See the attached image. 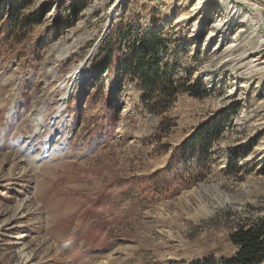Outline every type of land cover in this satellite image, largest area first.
Returning a JSON list of instances; mask_svg holds the SVG:
<instances>
[{"label": "rangeland", "instance_id": "obj_1", "mask_svg": "<svg viewBox=\"0 0 264 264\" xmlns=\"http://www.w3.org/2000/svg\"><path fill=\"white\" fill-rule=\"evenodd\" d=\"M72 1L36 0L31 10L47 12L18 48L26 53L0 55V264H191L232 256L230 234L264 219V65L242 59L257 35L238 23L224 42L244 30L236 51L213 50L219 36L207 37L228 16L224 0L212 8L201 0H75L82 11L52 42L47 28L56 13L71 19ZM248 1L264 14V0ZM119 20L134 33L162 34L163 61L205 89L202 98L179 94L167 113L175 123L161 142L168 152L151 145L158 118L140 107L132 84L111 96L108 75L98 84L90 79L97 45ZM223 109L234 114L212 148L211 172L196 183L185 173L168 187L157 172L171 150ZM237 147L233 173L228 151Z\"/></svg>", "mask_w": 264, "mask_h": 264}, {"label": "trees", "instance_id": "obj_2", "mask_svg": "<svg viewBox=\"0 0 264 264\" xmlns=\"http://www.w3.org/2000/svg\"><path fill=\"white\" fill-rule=\"evenodd\" d=\"M35 1L0 0V55L5 53L19 58L22 53H26L21 50L20 55L18 48L25 44L32 28L41 23L47 12V7L31 10ZM69 4L71 19L56 13L47 28L48 37L52 42L62 36L71 26V21L82 11L83 6L75 0ZM133 31L121 20L111 26L97 45L93 58L95 73L90 79L98 84L103 74L108 75L111 82L108 94L111 96L121 92L126 84H132L140 92V107L158 118V125L150 139L151 145H159V152H168L170 146L161 142L175 126L174 120L168 117L167 113L178 95L186 93L194 98H202L206 92L201 83L191 82L189 76L178 78L175 68L163 61L162 54L166 50V44L162 34ZM34 44L38 47L37 43ZM39 50L41 48L38 47L37 51ZM231 113L228 109H223L213 114L171 150L166 165L157 172L167 175L168 187L171 186L172 180L176 182L183 179L185 173L189 175L191 182L195 183L207 177L214 165L212 148L224 134L234 111ZM240 148L228 151L227 167L230 172H238ZM245 153L243 152L242 156ZM228 240L236 248L232 256L222 257L218 262L203 260L191 264L264 262V219L255 221L249 227L236 229Z\"/></svg>", "mask_w": 264, "mask_h": 264}, {"label": "bare ground", "instance_id": "obj_3", "mask_svg": "<svg viewBox=\"0 0 264 264\" xmlns=\"http://www.w3.org/2000/svg\"><path fill=\"white\" fill-rule=\"evenodd\" d=\"M224 1H226L228 4L227 5V15L228 16H226L225 19L223 18L224 20H219L212 24L211 31H210L211 33L207 37V41L211 42L215 37L219 36V39H218L219 46L213 50L219 51L220 49L226 47L225 49L227 51H230L233 53L234 51H236L237 46L239 45L238 38L240 37V34L242 32L244 33L245 31L244 30L237 31L238 33L236 32L234 36H232L233 40L229 46H227V43L224 44V42L228 40L226 34L229 30L232 31L237 26L238 23L248 22L247 24L251 26L252 32L255 34V36L257 35V39L254 41V46L250 47L248 51H246L245 56L242 55L244 56L242 59L250 58L252 62V67H255V68L257 66L264 65V14L261 11V8H259L256 4L249 2L248 0L247 1L246 0H224ZM213 4H214V0H201L200 1L201 7H211ZM220 17H223V16L219 14L218 18ZM222 33H225V35H223ZM55 47L56 46H53V48ZM63 49L64 47L61 46L60 50H63ZM82 68L83 66H79V69L82 70ZM77 72H79V70ZM72 76L77 77L78 74L73 73ZM101 264H104V263H101Z\"/></svg>", "mask_w": 264, "mask_h": 264}]
</instances>
